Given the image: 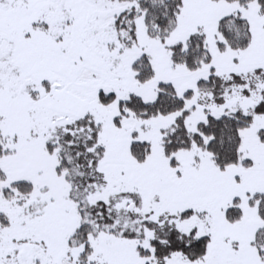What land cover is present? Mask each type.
<instances>
[{
  "label": "snow or ice",
  "instance_id": "snow-or-ice-1",
  "mask_svg": "<svg viewBox=\"0 0 264 264\" xmlns=\"http://www.w3.org/2000/svg\"><path fill=\"white\" fill-rule=\"evenodd\" d=\"M0 264H264V0H0Z\"/></svg>",
  "mask_w": 264,
  "mask_h": 264
}]
</instances>
